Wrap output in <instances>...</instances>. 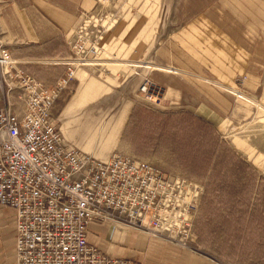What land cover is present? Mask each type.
Instances as JSON below:
<instances>
[{
	"label": "crops",
	"instance_id": "0c3cea01",
	"mask_svg": "<svg viewBox=\"0 0 264 264\" xmlns=\"http://www.w3.org/2000/svg\"><path fill=\"white\" fill-rule=\"evenodd\" d=\"M96 1L0 0V49L14 61L12 69L0 61V107L24 111L21 91L10 75L17 69L33 73L49 87L57 84L72 57L69 41ZM171 9L178 30L161 43L157 61L151 62L159 68H151L146 77L165 94L190 97L192 107L187 109L213 123L264 174V0H172ZM130 45L118 48L122 52ZM95 65L77 67L65 89L71 97L54 116L66 144L108 160L125 153L122 136L134 105L143 102L142 79L131 76L127 63ZM87 237L114 259L223 264L129 227L92 222ZM0 264H17L16 211L3 206Z\"/></svg>",
	"mask_w": 264,
	"mask_h": 264
},
{
	"label": "built area",
	"instance_id": "2783aa9c",
	"mask_svg": "<svg viewBox=\"0 0 264 264\" xmlns=\"http://www.w3.org/2000/svg\"><path fill=\"white\" fill-rule=\"evenodd\" d=\"M74 34L72 57L55 86L17 69L10 75L24 111L0 107V206L16 211L17 264H142L108 257L89 244L92 222L142 230L191 249L202 184L169 176L130 154L98 160L65 143L55 101L77 67L98 52L84 42L82 30ZM0 61L14 65L6 49H0ZM143 83L144 94L155 87L148 77Z\"/></svg>",
	"mask_w": 264,
	"mask_h": 264
},
{
	"label": "trees",
	"instance_id": "16d2710c",
	"mask_svg": "<svg viewBox=\"0 0 264 264\" xmlns=\"http://www.w3.org/2000/svg\"><path fill=\"white\" fill-rule=\"evenodd\" d=\"M70 97L65 90L60 92L54 105L56 116ZM129 132L143 143L165 135L174 151L190 155L191 164L202 175L203 191L193 221L195 250L204 245L222 258L264 264V174L213 123L188 110L162 112L136 103L122 140Z\"/></svg>",
	"mask_w": 264,
	"mask_h": 264
},
{
	"label": "rangeland",
	"instance_id": "374dc122",
	"mask_svg": "<svg viewBox=\"0 0 264 264\" xmlns=\"http://www.w3.org/2000/svg\"><path fill=\"white\" fill-rule=\"evenodd\" d=\"M171 7L172 0H97L94 8L83 15L75 32L82 30L84 42L98 47V52L89 60L95 66L109 68L108 65L113 63L130 64L124 67L132 70L131 76L141 77L140 93L144 105L162 112L191 111L187 108L192 107V101L186 95L171 96L160 91L158 87L152 88L148 95L141 91L149 70L153 67L159 68V65L151 62L157 61L155 57L158 56L161 43L178 30L179 25L172 15ZM130 43L131 48L126 51L121 52L118 48L121 44L125 48ZM131 133L127 134L125 141L122 140L125 154L148 161L169 176L202 184L203 177L191 164L190 155L174 151L172 143L165 135L156 136L149 143H143L139 136ZM179 156H183V161H180ZM191 249L195 250L193 247ZM195 251L223 264H255L253 261L222 258L204 245H199Z\"/></svg>",
	"mask_w": 264,
	"mask_h": 264
},
{
	"label": "bare ground",
	"instance_id": "6f19581e",
	"mask_svg": "<svg viewBox=\"0 0 264 264\" xmlns=\"http://www.w3.org/2000/svg\"><path fill=\"white\" fill-rule=\"evenodd\" d=\"M87 64H91L89 61L88 62H86L85 64H83V65H87ZM94 64V63H93ZM79 66H81V65H79ZM69 87V86H68ZM65 90V89H64ZM78 150V149H77ZM80 151V150H79ZM82 152V151H81ZM118 153H120V152H118ZM115 154V153H114ZM17 262V261H16Z\"/></svg>",
	"mask_w": 264,
	"mask_h": 264
}]
</instances>
